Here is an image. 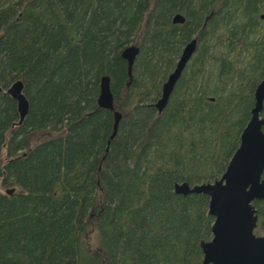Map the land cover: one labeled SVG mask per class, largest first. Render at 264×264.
Returning <instances> with one entry per match:
<instances>
[{"label":"trees","instance_id":"1","mask_svg":"<svg viewBox=\"0 0 264 264\" xmlns=\"http://www.w3.org/2000/svg\"><path fill=\"white\" fill-rule=\"evenodd\" d=\"M102 77L112 111L97 105ZM263 78L264 0H0V264H201L209 198L174 186L220 179ZM41 131L53 136L31 145Z\"/></svg>","mask_w":264,"mask_h":264},{"label":"water","instance_id":"2","mask_svg":"<svg viewBox=\"0 0 264 264\" xmlns=\"http://www.w3.org/2000/svg\"><path fill=\"white\" fill-rule=\"evenodd\" d=\"M172 23L183 24L184 17L175 15ZM196 45V40H192L182 49L173 71L162 86L161 97L155 104L158 113L167 105L177 82L196 52ZM138 52V48L131 46L121 53L122 59L128 64L129 74ZM6 93L16 102L21 124L28 112L23 83L15 81ZM253 98L250 120L220 179L195 186L187 183L174 186L177 195L203 194L209 198L208 214L214 219L212 238L200 244L203 255L201 264H264V236L254 233L259 218L253 206L254 201H264V118L261 116L264 108V78L256 86ZM97 105L105 110L114 109L108 77L100 80ZM119 119L120 114L115 113L111 139L115 136ZM12 193L13 190L6 191V194Z\"/></svg>","mask_w":264,"mask_h":264},{"label":"rangeland","instance_id":"3","mask_svg":"<svg viewBox=\"0 0 264 264\" xmlns=\"http://www.w3.org/2000/svg\"><path fill=\"white\" fill-rule=\"evenodd\" d=\"M246 59H247V55L242 53L240 55V62L244 63L246 62ZM239 61V60H238ZM53 136V133L49 132V131H41V132H36L32 135L31 139H30V144L31 145H36V144H39L49 138H51ZM0 184H1V179H0ZM0 192H4V190L1 188V185H0ZM256 234L257 236H264V229L262 230L261 228H257L256 229ZM94 236V235H93ZM92 236V244L93 246H95L96 244V237Z\"/></svg>","mask_w":264,"mask_h":264},{"label":"flooded vegetation","instance_id":"4","mask_svg":"<svg viewBox=\"0 0 264 264\" xmlns=\"http://www.w3.org/2000/svg\"><path fill=\"white\" fill-rule=\"evenodd\" d=\"M257 228H259V221H258V224H257V227H256V229ZM256 229H255V231H254V233L256 232ZM256 234V233H255ZM257 235V234H256Z\"/></svg>","mask_w":264,"mask_h":264}]
</instances>
